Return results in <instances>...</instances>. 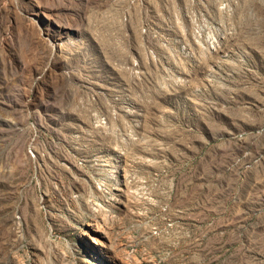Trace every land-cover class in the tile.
I'll return each instance as SVG.
<instances>
[{"label":"rangeland","instance_id":"rangeland-1","mask_svg":"<svg viewBox=\"0 0 264 264\" xmlns=\"http://www.w3.org/2000/svg\"><path fill=\"white\" fill-rule=\"evenodd\" d=\"M0 264H264V0H0Z\"/></svg>","mask_w":264,"mask_h":264},{"label":"built area","instance_id":"built-area-1","mask_svg":"<svg viewBox=\"0 0 264 264\" xmlns=\"http://www.w3.org/2000/svg\"><path fill=\"white\" fill-rule=\"evenodd\" d=\"M210 47H211V49H215V47H216V42H215V41L211 42Z\"/></svg>","mask_w":264,"mask_h":264}]
</instances>
